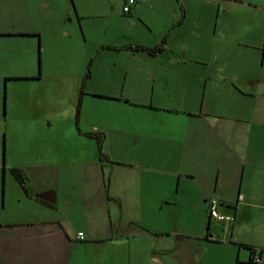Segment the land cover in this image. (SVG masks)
I'll return each mask as SVG.
<instances>
[{"label": "crops", "instance_id": "obj_1", "mask_svg": "<svg viewBox=\"0 0 264 264\" xmlns=\"http://www.w3.org/2000/svg\"><path fill=\"white\" fill-rule=\"evenodd\" d=\"M123 5L0 0V264H264V0Z\"/></svg>", "mask_w": 264, "mask_h": 264}, {"label": "rangeland", "instance_id": "obj_2", "mask_svg": "<svg viewBox=\"0 0 264 264\" xmlns=\"http://www.w3.org/2000/svg\"><path fill=\"white\" fill-rule=\"evenodd\" d=\"M38 62L39 60L37 58L36 59L37 68H38ZM3 96L4 95L2 93V101H3ZM0 144L3 145L2 136L0 138ZM212 223L214 224L215 221H213ZM199 254L202 255L201 256L202 258L200 260L201 264H227L226 262L227 251L225 250V247L223 246L221 247V245H218L216 243H207L206 241H202L200 248H198L196 251H190V254L188 255L190 264H193L192 257L195 258V256H198Z\"/></svg>", "mask_w": 264, "mask_h": 264}, {"label": "built area", "instance_id": "obj_3", "mask_svg": "<svg viewBox=\"0 0 264 264\" xmlns=\"http://www.w3.org/2000/svg\"><path fill=\"white\" fill-rule=\"evenodd\" d=\"M139 0H124L123 5V12L124 13H130L131 9L135 6V4ZM218 202L215 200H211L208 203V215L210 218L214 219L215 221H225V220H232L233 217H227L223 214H221L218 210ZM79 236L82 237V232L79 233ZM252 264H260L261 263V257L260 253L254 252L251 258Z\"/></svg>", "mask_w": 264, "mask_h": 264}, {"label": "trees", "instance_id": "obj_4", "mask_svg": "<svg viewBox=\"0 0 264 264\" xmlns=\"http://www.w3.org/2000/svg\"><path fill=\"white\" fill-rule=\"evenodd\" d=\"M136 48H138V49H144V50H147L148 52H151V53H155V52L158 51V49H159L158 47H157V48H156V47L151 48V47H144V46H136ZM88 75H89V70H87V72H86V74H85V78H86ZM79 113H80V100L78 101L77 106H76V113H75L76 121L78 120ZM87 134H88V135H91V136H93V137L96 138V140H97V144H98V148H99V151H100V156H101V157H104L103 154H102V152H101L102 136L99 135V134H97V133H87ZM12 172H13L14 176L16 177V179H17L19 182H21V183L24 184L25 176L23 175V173H22L20 170L16 169V168L12 169ZM247 247H249V249H251V251H252L253 253L256 251V249L253 248V247H250V246H247ZM260 251H261V250H260ZM260 253H261V252H260Z\"/></svg>", "mask_w": 264, "mask_h": 264}, {"label": "water", "instance_id": "obj_5", "mask_svg": "<svg viewBox=\"0 0 264 264\" xmlns=\"http://www.w3.org/2000/svg\"><path fill=\"white\" fill-rule=\"evenodd\" d=\"M47 199H49V198H47Z\"/></svg>", "mask_w": 264, "mask_h": 264}]
</instances>
